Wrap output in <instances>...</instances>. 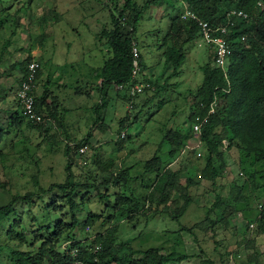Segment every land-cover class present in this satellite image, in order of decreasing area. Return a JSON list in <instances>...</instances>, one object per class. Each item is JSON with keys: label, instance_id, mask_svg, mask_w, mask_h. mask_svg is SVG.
<instances>
[{"label": "rangeland", "instance_id": "rangeland-1", "mask_svg": "<svg viewBox=\"0 0 264 264\" xmlns=\"http://www.w3.org/2000/svg\"><path fill=\"white\" fill-rule=\"evenodd\" d=\"M172 1L173 7H171ZM133 2L138 9L143 10L133 38L143 57L145 67L139 71L136 79L143 83L150 82L151 89L140 94L141 97L137 102L135 101L133 110L126 109L121 102L120 92H118L119 96H116V93L111 95L118 108H115L117 111L112 112V115L109 113L111 109H107L109 118L106 122H108L109 130L104 129L105 135L98 134L94 131L95 129L91 130L94 126L91 125L93 115L90 108L95 97L83 99L80 104L78 102L79 109L75 110L76 114L71 112L63 116L65 120H63V126L69 138L66 140L63 137L64 129H59L56 134L51 131L38 132L28 129L23 121H20L21 124L19 123L17 129L9 128L6 133L8 119L14 116L16 111L11 104V99L16 93L17 83L22 76L23 63L28 56H31V49L36 52L53 47L61 54L64 36L72 47L68 50V57L73 56L74 46H77L76 51H79L80 43L87 49L94 44L101 48V51L105 50L104 40L99 36L100 32L111 29L109 12L115 16L122 8L123 1L0 0V91L7 99H0V134L5 135L0 140V207H4L12 195L25 193L37 195L39 189L46 190L50 184H62L65 176L63 171L65 142L77 143L82 141L86 134L90 135L92 141L89 139L87 143L97 149L93 156L95 155L99 160L110 157L114 160L113 168L116 169L118 166L126 167L134 162H143L152 154L165 159L164 147L156 150L165 131L177 129L178 132L187 133L190 125L189 122L186 123L187 117L191 113L196 90L202 80V69L210 68V55L206 56V49H196L192 42H188L182 47L184 61L178 73L170 75L171 67L164 65L161 55L164 51L163 42L168 43L170 40L171 33L168 32L170 17H176L175 22L181 25L180 17L185 10H189L187 5L180 0H163L155 4H148L149 0H133ZM48 8L54 15L49 17L50 20L43 22L40 18L44 17V10ZM261 10L262 5L257 3V12ZM253 14V17H256L257 13ZM69 28L75 31L78 37L67 32ZM39 35L45 36L38 43L41 46H37L36 41ZM93 54L95 55L89 58L90 61H87L89 54H82L84 63L87 62L88 65H94L97 61L101 63V57H97L96 52ZM37 57V54L31 56L36 61ZM144 70L149 71L148 76L144 75ZM65 93L70 92L67 89ZM217 102L216 107L222 112L224 101L219 98ZM64 107L71 109L68 104H64ZM125 111L130 113L138 111V121L130 134L128 130L119 133L129 138L123 142L119 150L115 146V140L120 137H117L118 131L113 118L118 120ZM222 130L225 129L219 126L214 133L220 134ZM91 132L98 136L92 138ZM134 136L137 138L134 139ZM189 136L191 137L192 134ZM219 145L218 152L222 154L224 161L221 177L217 180L214 190H210L207 181H199L198 185L189 189L191 203L178 222H170L163 215H154L146 226L141 219L132 226L126 225L123 221L115 225L105 219L100 225L101 221L96 220L92 221L89 229L83 230V233L87 235L86 238H94L95 233L104 232L115 226L117 232H115L113 243L122 244L124 252L127 251L128 245L132 251H144L148 248H158L161 252L175 250L189 256L180 264H202L203 261L211 264H247L246 255L252 254L256 260L249 264H264V230H262L264 227V158H260L259 150L240 144L235 139L229 141L225 138ZM191 147L186 145L184 151ZM193 151H195L193 155L199 153L203 157L201 147ZM262 152L264 157V149ZM189 153L191 154L188 152L186 157L179 160V163L173 161L170 168L173 171L179 167L184 168L182 177L195 182L199 178L198 171L203 158L196 160ZM89 156L91 154L86 153L81 160L74 157L70 168L72 174L70 184L74 186L78 184L75 187V192L78 193L74 196L77 202L79 196L84 194L83 187L79 184L84 185L87 178V184H90L95 172L96 164ZM83 160L87 162L86 165L81 164ZM215 194L219 199L227 198L229 194L232 197H240L237 203H228L233 208V213L229 220L226 219V226L217 223L205 230L193 228L196 222L204 218L205 211L212 205ZM67 207L62 194L56 190L42 195L39 200L32 198L31 203L13 204L4 224L0 227V264H10L7 256L11 250L27 252L32 257L40 256L36 248L41 242H49L48 250L63 252L59 246L65 236L62 235L55 240L48 232L49 235L46 238V235H43V229L48 220L67 218ZM79 209L81 213H76L74 217L79 222L83 220L86 211L99 212L94 200L87 205H82ZM260 210L262 219L259 216ZM216 213H219V210L211 209L208 218L214 220ZM181 226L190 231L179 229ZM60 227L63 229L62 226ZM83 233L75 227L71 234L76 240L82 241L85 236ZM242 239L250 241L251 248L244 249L243 245L237 246L236 244ZM140 257L141 255L135 254L131 256V260H138ZM40 261L41 264H49L47 258L42 257Z\"/></svg>", "mask_w": 264, "mask_h": 264}, {"label": "trees", "instance_id": "trees-1", "mask_svg": "<svg viewBox=\"0 0 264 264\" xmlns=\"http://www.w3.org/2000/svg\"><path fill=\"white\" fill-rule=\"evenodd\" d=\"M122 1L123 6L115 16L109 12L111 29L102 30L99 35L104 40L105 47L110 53V58L104 61L98 70L102 78L103 91L116 85L124 86L130 81L131 59L129 46L130 42L134 41L135 27L143 10L142 8L138 9L133 0ZM162 1L149 0L148 4ZM180 2H184L189 11L193 12L198 19L211 25L225 23L227 19L233 21V26L229 28L227 36V40L230 41L231 56L225 78L217 69L208 67L202 69V80L196 90L194 105L186 123L188 124L196 117L202 119L207 114V107L214 97H216V103H218L219 98L224 101L222 112L216 107L213 114L207 117L206 123L201 125L200 132L195 138L189 136L191 134L189 127L187 133L178 132L177 129L175 131L166 130L156 147V150L164 147L165 159L152 154L143 162H134L126 167L118 166L116 169L113 168L114 160L110 157L99 160L95 155L93 156L97 149L87 143L88 137L77 143L72 142L69 144L65 142L63 148L65 160L63 183L50 184L46 190L39 189L37 195L33 193L12 195L8 203L4 207H0V227H2L13 204L17 202L31 203L32 198L39 200L42 195L48 194L52 190L60 192L68 205V216L67 218L62 217L60 220H48L43 229V235L45 234L48 238L47 236L50 234L55 240L64 235V240L59 246L63 252L58 253L48 250L49 242H41L36 248L40 256L32 257L30 253L11 250L7 256L10 264H41L42 257L47 258L49 264H180L189 256L175 250L161 252L158 248H148L144 251H132L128 245L127 251L124 252L122 244L113 243L115 232H117L115 226L104 232L95 233L94 238L90 237V240L86 238L87 235L84 234L85 232L83 233V230L89 229L92 221L99 220L101 221L100 225H102L103 219L115 225L123 221L126 225L130 224V226L138 223L141 219L144 226H146L154 215H163L170 222H178V219L181 218L191 203L189 197L191 187L198 185L199 181H207L210 190H214V186L224 170V161L222 154L218 152V146L225 138L229 141L235 139L240 144L259 150L261 152L260 158H264L262 157V150L264 149V0H180ZM257 3L262 5V10L259 13L257 12ZM173 4L172 1L171 7L174 6ZM233 10L244 13L246 18L227 16L229 11ZM253 13H257L256 17H253ZM51 15H54L53 11L45 10L44 17H41L40 20L43 22L48 21ZM175 19L176 17H170L168 25V32L171 33L170 40L168 43L163 42L164 51L161 54L164 65L171 67L170 75H176L184 61L183 45L192 42L197 36L196 26L190 20L181 21L182 24L179 25L178 22H175ZM241 36H244L243 41H239ZM44 37V35L37 36V43H40V40ZM31 61L28 56L22 66V75L25 73L26 65ZM137 61L138 66L143 69L145 66L142 63L140 54ZM36 63L38 68L35 72L34 82L37 76L42 73L40 62L36 61ZM20 82L21 78H19L17 86ZM144 83L149 84L150 82L144 81ZM32 97L35 112L50 118L52 123L41 125L24 121L19 114V103L13 95L11 104L14 105L16 111L14 116H10L8 119L6 133L9 128L14 127L17 129L19 123L21 124L20 121H23L28 129L38 132L51 131L56 134L59 129H64L63 137L69 140L68 133L63 126V116L66 110L62 108L58 110L54 107L53 99L50 100L51 104L47 105L45 103L48 98L47 90L44 88L37 95L35 84ZM139 97H141L140 94L131 98L130 109H134ZM1 98L6 99L4 93L0 91ZM104 100L103 98L101 102L95 104V106L92 105L90 108L93 115L91 125L98 127L101 131H104L102 128L105 127L109 129L107 122L103 121L106 103ZM121 102L124 103V106L127 105L128 99L125 93ZM100 108H103V118H100L101 115L99 116ZM129 113L125 111L123 116L115 123L118 131L116 133L117 137H120L119 133L125 132V129L137 123L138 111ZM219 126H222L225 130H222L220 134H215L214 131ZM4 136L0 134V140ZM116 139L115 146L121 150L123 142L129 138L127 135H123L122 138ZM188 140L190 141L187 142ZM196 142L201 145L203 157L199 155L195 158V154L193 155L194 149L187 148L188 150L184 151L186 145L193 147ZM83 146L86 147V153L91 154L89 157H92L96 168L90 184H87L88 178L85 180L84 185L79 184L83 187L84 194L79 196L77 202L74 200V196L78 193L75 192V187L78 184H75V186L70 184L72 178L70 168L73 165L74 157L81 160L86 155L85 151L82 154L77 152L78 148ZM200 147H197V149H200ZM188 152H191L192 155L189 153L190 156L196 160L203 158V163L198 171L199 178L195 182L182 177L184 168L179 167L175 171L170 168L173 161L179 163V160L186 157ZM86 163L85 160L81 162L82 165H86ZM67 188L68 190H66ZM229 189H232V187H229ZM92 200L98 205L99 212L94 213L88 210L83 220L79 222L74 218L76 213H81L79 207L87 205ZM238 201H240V197H232L231 194L223 199H219L218 195L215 194L214 201L210 208L206 209L204 218L192 227L205 230L217 223L225 227L226 219H229L233 213V208L228 203L234 204ZM211 209L219 210V213L215 214L214 220L208 218ZM261 212L260 210V219H262ZM60 226L63 229H60ZM75 227H78L80 232L85 235L82 241L76 240L71 234ZM179 229L186 232L190 231L182 226ZM262 230H264V227ZM48 232L50 233L48 234ZM236 245L239 247L243 245L244 249L251 248L250 241L245 239H242ZM95 247H97V250L94 252ZM135 254L141 255V257L138 260H131V256ZM255 260L252 254L246 255L247 264ZM202 264L211 263L203 261Z\"/></svg>", "mask_w": 264, "mask_h": 264}, {"label": "crops", "instance_id": "crops-1", "mask_svg": "<svg viewBox=\"0 0 264 264\" xmlns=\"http://www.w3.org/2000/svg\"><path fill=\"white\" fill-rule=\"evenodd\" d=\"M49 9L50 8L45 9V10L48 11ZM66 31L69 33H72L73 36L78 37L76 32L71 30V28H69V30H66ZM64 37H65V41L62 42L63 51L61 54H59V51H55L53 47L49 50L42 49L41 51L37 50L36 52H34V49L30 50V55L32 57L34 54L38 55L37 62H40L41 67H42V73L40 76H37V79L35 81L36 94L39 95L42 92V90L45 88L48 93V98L46 99L45 103L47 105H50L51 104L50 100L53 99L54 107H56L58 110L61 108L66 110L65 115L71 112L73 114H76L75 110L79 109V107L77 106L78 102L80 104V102L83 99L87 100L88 98L95 97V100L93 103V105H95L101 102L102 98H104L106 100V105L104 106V110H107L108 108H110L111 111H109V113H111L112 115V112L115 113L117 111L115 110V108H118V107L112 100L111 95H114V93H116L115 95L119 96V94L118 92L114 91L112 87L111 89H108L105 91L102 90V86H101L102 78L100 77L99 72H98L103 62L110 58L109 51L105 48H104L105 50L101 51V48L94 46V44H92V47L90 49H87V48H84L82 44L80 43L79 51H76L77 46H74L73 56L68 57V50L71 49L72 47H71V44L67 42L66 36ZM94 40H95V36H94ZM37 46H41V45L37 43ZM94 52H96L97 57H101V63H99L98 61L94 65H88L87 62L84 63L82 54H85V55L89 54L87 61H90L89 58L92 57V55H95L93 54ZM207 55H210L208 51L206 52V56ZM31 56L29 57L31 58ZM140 56H141L142 63H143V57L141 54ZM31 60L36 62V60L32 58ZM46 64H48L47 67H45ZM148 73L149 71L144 70V75L147 74L146 76H148ZM67 89L70 92L69 94L65 93V90ZM120 95H121V99H123L124 94L120 93ZM64 104L70 105L71 109L64 107ZM99 116L100 118L101 117L103 118V108L100 110ZM108 116H109L108 110L106 111V113L104 111L103 121L106 122V120H108L109 118ZM113 120L115 121V123L117 122V120H115L114 118ZM136 126H137L136 123L133 124L131 127L125 129L126 130L125 132H127L128 130V133L130 134V132H132ZM93 129H95L94 131H97V133L100 135H103L106 130H109L106 127L102 128V129H106L105 131H100L96 127H93L91 130ZM91 135H92L91 136L92 138L94 136L95 137L98 136L92 132H91ZM137 135L139 134L137 133ZM87 137H89L88 140L91 139L90 135L87 136L86 134L85 138ZM135 138H137V136H134V139Z\"/></svg>", "mask_w": 264, "mask_h": 264}, {"label": "built area", "instance_id": "built-area-1", "mask_svg": "<svg viewBox=\"0 0 264 264\" xmlns=\"http://www.w3.org/2000/svg\"><path fill=\"white\" fill-rule=\"evenodd\" d=\"M227 16L241 19L246 18V15L244 13L234 10L229 11ZM180 19L181 21H185L186 19H188L193 24H195L197 36L194 38L192 43L194 44L196 49H206L210 53L211 68L220 71L225 78L226 69L228 67L229 59L231 56L230 41L227 40V36L229 33V28L233 26V21H229V19H227L225 23L211 25L206 21L198 19V17L189 10H185ZM243 40L244 36H241L239 38V41ZM129 50L131 59L130 81L124 86L116 85L113 87L114 90L125 93V96L128 99L126 109H130L131 98L151 89V85H149L148 83L139 82L136 79L139 74L140 67L138 66L137 61L139 51L134 41L130 42ZM37 68L38 65L35 61H31L26 65L25 73L21 76V82L17 86L15 98L19 103V114L23 120L29 121L34 124L48 125L52 123L50 118L37 114L34 108L32 93L34 92V80ZM215 108L216 97H214V99L208 105L207 114L202 119H198L196 117L189 122L190 133L194 138L199 134L201 125L206 123L207 117L213 114ZM122 137L123 135H120V138ZM198 145L199 143L196 142L195 145L190 149H197ZM85 150L86 147L83 146L78 148L77 152L79 154H82ZM199 155V153H196L195 157L197 158L199 157ZM96 250L97 247L94 248V252Z\"/></svg>", "mask_w": 264, "mask_h": 264}, {"label": "clouds", "instance_id": "clouds-1", "mask_svg": "<svg viewBox=\"0 0 264 264\" xmlns=\"http://www.w3.org/2000/svg\"><path fill=\"white\" fill-rule=\"evenodd\" d=\"M210 58H211V56H210ZM209 67H210V69H212V68H211V60H210V66H209ZM140 69H141V68H140ZM113 89H114V88H113ZM115 91H116V90H115ZM116 92L123 93V92H121V91H116ZM123 94H124V93H123Z\"/></svg>", "mask_w": 264, "mask_h": 264}]
</instances>
